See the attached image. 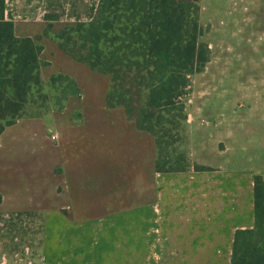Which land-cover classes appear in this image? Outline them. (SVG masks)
<instances>
[{"label":"crops","instance_id":"1","mask_svg":"<svg viewBox=\"0 0 264 264\" xmlns=\"http://www.w3.org/2000/svg\"><path fill=\"white\" fill-rule=\"evenodd\" d=\"M99 3L5 0V20L17 37H36L50 22L92 21ZM41 43L42 78L67 74L80 93L52 112L55 141L48 113L1 134L0 211L31 208L38 193L79 229L109 221L137 229L134 259L120 247L118 258L45 264H231L236 230L255 226V178L264 177V0L219 2V99L188 100L182 147L206 170L157 171L155 137L122 106H107L111 77L49 37Z\"/></svg>","mask_w":264,"mask_h":264},{"label":"trees","instance_id":"2","mask_svg":"<svg viewBox=\"0 0 264 264\" xmlns=\"http://www.w3.org/2000/svg\"><path fill=\"white\" fill-rule=\"evenodd\" d=\"M200 6L192 0H100L88 22H50L43 34L17 37L0 0V136L21 118L63 111L80 93L63 73L41 76V39H53L75 60L111 77L107 106H122L137 127L156 139L159 172L206 170L182 148L193 76L211 60L202 41ZM58 20L57 14H47ZM231 264H264V177L255 178V226L237 229Z\"/></svg>","mask_w":264,"mask_h":264},{"label":"rangeland","instance_id":"3","mask_svg":"<svg viewBox=\"0 0 264 264\" xmlns=\"http://www.w3.org/2000/svg\"><path fill=\"white\" fill-rule=\"evenodd\" d=\"M192 1L200 6L205 29L201 39L209 44L212 54L205 69L193 76V95L188 100L219 99V2L247 0ZM52 112L45 116L49 137L57 130ZM52 140L55 141L53 137ZM56 171L53 169L51 173ZM71 229L79 228L73 226L66 215L62 217L56 212L53 201H45L43 194L33 193L31 208L0 211V264H45L46 258L56 261L62 257L83 258L92 263L118 258L120 247L123 248L122 255L131 259L136 257L137 229L134 224L128 223L126 229H121L118 223L109 221L90 229L73 232Z\"/></svg>","mask_w":264,"mask_h":264},{"label":"built area","instance_id":"4","mask_svg":"<svg viewBox=\"0 0 264 264\" xmlns=\"http://www.w3.org/2000/svg\"><path fill=\"white\" fill-rule=\"evenodd\" d=\"M52 137H53V139H56V136L55 135H53Z\"/></svg>","mask_w":264,"mask_h":264}]
</instances>
